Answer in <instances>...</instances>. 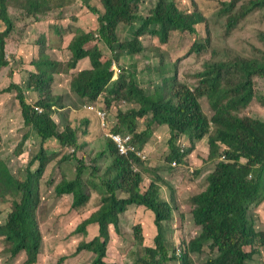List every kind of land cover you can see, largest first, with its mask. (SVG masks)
Masks as SVG:
<instances>
[{"label":"trees","instance_id":"trees-1","mask_svg":"<svg viewBox=\"0 0 264 264\" xmlns=\"http://www.w3.org/2000/svg\"><path fill=\"white\" fill-rule=\"evenodd\" d=\"M85 1L89 3V0ZM137 1L102 0L104 14L89 8L101 24L97 31L88 33L83 29H63L59 32L62 37L60 44L65 40L64 35L74 36L69 45L71 57L66 53L70 58L66 66L68 70L73 69L72 79L67 82L66 78L64 82L68 85L67 91L70 89L84 103L99 102L104 96L107 107H113L114 103L122 100L136 105L120 108L119 124L114 132H123L126 128V134L135 136L136 145L144 153L146 138L153 134V127L166 125L172 153L164 164L161 163L162 169L169 163L172 166L173 160L182 163L184 157L197 147L198 141L207 136L208 155L204 165L195 170L198 178L210 169L203 176L206 178L199 186L200 190L188 195L187 199L177 200L173 193L181 183L174 186L155 170V180L152 178L146 183L144 171L148 170H137L133 165L143 161L135 155H121L116 143L103 135V131L95 137L100 147L96 158L88 163L85 156H80L81 149L86 152L95 143L81 140L80 132L88 133L84 127L93 124L96 112L85 111V120L76 127L69 125L61 129L58 126L53 115L57 108L63 107L65 95L54 96L51 83L60 63L47 56L50 48L53 51L57 48L48 45L43 36L38 42L43 53L33 61L38 73L32 72L30 79L40 94L39 102L35 105L28 103L23 88L15 82L4 90L10 93L18 89L24 122L35 130L41 149L31 157L24 180L0 158L2 168L6 169L0 176V185L5 187L4 199L9 195L13 199L5 223L1 221L5 210L0 208V237H5L10 244L12 258L25 252L27 259L23 264L38 263L43 238L36 210L41 200V181L51 162L44 146L48 140L56 139L62 147L73 148V152L63 160L76 163L77 172L72 180L64 176L56 186L57 195L72 194L73 208L79 212L88 207L93 192L100 198L97 211L76 229V233L89 237V227L97 228V232H91L92 238L85 239L76 251L77 254L94 255L91 264L111 263L108 257L111 229L114 227L120 233L122 215L131 206H138L141 216L136 221L141 224L133 227L135 243L138 248L143 245L146 249L142 258L137 259V264H169L174 261L177 264H258L264 258V232L257 227V220L250 217L249 210L264 199V121L257 117H241L239 112L254 100L264 106V90L257 92L255 89L256 78L264 79V31L257 33L256 45L248 54L217 51L209 22L210 17L224 22L229 35L257 13L264 12V0L221 1L220 8L211 16H206L201 8L184 13L174 0H160L151 15L146 17L132 11L133 8L138 10ZM76 5L66 2L60 8L65 9L64 13ZM54 12L51 0H0V19L4 24H0V29L3 27L0 33V69L10 65L7 46L13 38L18 37L15 42L20 44L27 26L47 21ZM122 24L134 29L133 39L125 43L118 38V28ZM198 27L203 28L204 37L198 32ZM174 33L193 37L190 54L209 55L208 61L203 63V71L197 76L189 81H181L179 74L165 77L154 94H148L140 87L134 80L136 73L130 74L131 83L127 82V74L114 79V61L120 60L125 53L132 56L144 54L147 51L143 42L145 36L157 38L164 46ZM102 43L115 56L113 59H105ZM153 46L155 50L164 51ZM204 97L214 112L211 117L202 109L201 99ZM140 119H146L148 126L141 132ZM180 134L186 135L190 142V148L183 154L177 147ZM165 186L171 190L176 206L167 202L162 191ZM176 209L179 216L175 221L173 211ZM184 222L192 225L194 235L187 241L178 238L179 244L183 245L179 255L176 250H169L166 243L172 237L183 236L181 227ZM206 250L209 254L201 263L193 260V256H201Z\"/></svg>","mask_w":264,"mask_h":264},{"label":"rangeland","instance_id":"rangeland-1","mask_svg":"<svg viewBox=\"0 0 264 264\" xmlns=\"http://www.w3.org/2000/svg\"><path fill=\"white\" fill-rule=\"evenodd\" d=\"M158 1L160 0H138V10L133 8L132 11L137 12L142 17L149 16L154 11V7ZM221 1L230 0H174L180 11L192 13L201 8L204 10L206 16L213 15L220 8L219 4ZM66 2L77 5L74 9L63 13L65 9L60 8V5ZM51 5L52 8L55 7V12L47 21L27 26L26 35L20 44L15 42L18 37L13 38L12 44L10 43L7 46L10 65L0 69V158L6 161L12 172L23 180L26 178L31 157L38 154L41 149V142L35 130L24 122L22 109L17 97L19 94L18 89L15 88L10 93L4 90L15 82V84H19L23 88L28 103L35 105L39 102L41 98L40 94L33 87L30 79L32 72L38 73L37 68L33 65V61L43 53L38 44L43 36L46 37L48 45H54L57 48V51H53L50 48L47 51V56L60 63L58 72L62 70L61 73H56L55 79L51 83V92L54 96H58L59 94L65 95L63 107L57 108V112L53 115V118L61 129L69 125L76 127V125L81 124L85 120V111L96 112L92 120L93 124L84 127L88 130V133L83 134L82 131L80 132L81 140H88L92 143L95 142L97 133L103 131V135L107 136V133L109 134L110 131H115L119 124L117 119L122 106H136L122 100L114 103L113 107H107L104 96L100 98L99 102L84 103V100L79 96L72 94L70 90L67 91L68 85L64 80L67 78L68 80L66 81L71 82L72 79L73 69L68 70L66 65L70 60L69 56L71 57L69 45L74 40V36L64 35L65 40L63 44H60L62 37L59 32L63 31V29H83L88 33L97 31L101 24L98 16L91 13L89 8L96 9L99 14H104L105 8L102 0H89L88 4L85 0H51ZM263 18L264 12L257 13L228 35L224 28V22L221 23L219 19L210 17V33L214 39L213 45L216 47V50L228 52L232 50L240 54L251 52L252 47H254L253 45H256L257 33L264 31ZM0 24L4 25L1 19ZM197 30L202 37L205 36L202 27H198ZM2 32L3 27L0 29V33ZM133 37L134 29L132 27L122 24L118 28V38L121 43L132 40ZM202 37L200 38L202 39ZM193 40V37L190 35L174 33L170 36L167 45L164 44L163 46L157 38L147 35L143 38L147 51L138 56H132L128 53L123 54L120 60L114 61L112 67L114 72L113 77L114 79L120 78L122 74H127V82L131 83L130 74L136 73L134 80L138 81L140 87L144 88L148 94H154L155 89L160 86L162 79L165 77L170 78L174 74L176 76L179 74L181 81L183 79L189 81L203 71V63L209 58L208 54H204L203 56L195 53L190 54ZM153 45L164 49V51L155 50ZM101 49L106 57L105 59H113L115 57L103 43L101 44ZM14 71L16 72L15 75H13ZM57 75L62 80H57ZM63 76H65L64 79ZM255 89L257 92L264 90V79L256 78ZM161 94L164 96V93L161 92ZM86 104L92 105L94 109H88ZM201 104L205 115L211 117L214 112L210 108L206 97L201 99ZM97 110L105 112V117L103 118L102 115H99ZM239 116L257 117L264 121V106L257 100H254L247 108L239 112ZM139 124L140 132L148 127L146 119H140ZM166 128V125H155L153 127V134L146 138L145 142L146 148L144 149L147 158L145 160L141 159L143 161H141L142 164L135 162L133 165L136 166L137 170H148L144 171L146 183L151 181L152 177L155 180V174L153 173V170H155L156 174L164 180L171 182L174 186L178 185L181 181L185 183L190 180L192 184H189V189L193 191L200 186L203 176L210 171L209 169L202 173L200 177L194 179L197 177L195 170L204 163L205 157L208 155V137L205 136L199 140L195 152L187 155L188 164L175 160L176 165L171 166L169 163L166 166L167 168L163 167L162 169L161 163L164 164V161L172 153V149H170L168 144L170 134L166 133ZM123 132L128 133L126 128H123ZM26 137L29 139L26 140ZM134 141L137 142L135 136ZM177 141V147L180 148L183 154L186 148L190 147V142L187 136L182 134L178 135ZM44 148L51 157V162L47 166L41 181V200L36 210L43 238L37 264H91L94 255L77 254L76 251L85 239L92 238L91 232L92 234L97 232V228L95 226L89 227V237L84 236L82 233H76V229L84 220L91 217L97 211L101 204L100 198L96 192H93L88 207L79 212L73 208L74 197L72 194L59 197L56 192V186L64 179V176L70 180L75 179L77 176L76 163L63 160L68 153L73 152V148L62 147L61 143L56 139L48 140ZM99 148V141H97L91 147H88L86 152L84 149H81L80 156H85L88 163H90L91 160L96 158V154L100 150ZM5 170L0 164V176ZM193 181L195 184H193ZM159 184H161V181H159ZM4 192L5 187L1 184L0 208L5 210L1 220L3 223H5L13 203L10 195L4 199ZM263 202L264 199L253 205L249 210V214L250 217L257 220L255 222L258 225L257 227L264 232V218H262L264 211L258 212ZM175 215L177 216L176 211ZM134 217H136V211L132 208L129 215H127V221L121 223L120 233H117L115 228L112 227V239L108 247V257L111 259L110 264H137V259L142 258L145 254V247L142 245L138 248L135 243L133 227L141 223L132 222ZM181 228H183L181 230L183 236L172 237V241L169 240L166 243L169 250H176L179 255L182 253L183 245L179 244L178 238L187 241L194 235L193 227L189 222H184ZM147 244L149 243L147 242ZM208 254L209 251L206 250L201 256H193V260L201 263ZM26 259L27 254L25 252H22L16 258H12L10 244L5 240V237H0V264H23ZM169 264H177V262H169ZM258 264H264V258Z\"/></svg>","mask_w":264,"mask_h":264},{"label":"crops","instance_id":"crops-1","mask_svg":"<svg viewBox=\"0 0 264 264\" xmlns=\"http://www.w3.org/2000/svg\"><path fill=\"white\" fill-rule=\"evenodd\" d=\"M58 79H61L62 80V78H57V80ZM62 87V86H61ZM63 88V87H62ZM70 90V89H69ZM73 94V93H72ZM177 143H178V141H177ZM185 145H186V143H185ZM190 147H187L186 148V150H188ZM196 149V148H195ZM195 149L192 151V152H195ZM186 150H185V152H186ZM184 152V153H185ZM188 155V154H187ZM182 163H185V164H188V161H187V156H185L184 157V159H183V162ZM204 164H202L200 167H202ZM208 166H210V165H206V167H208ZM199 167V168H200ZM204 172H206V171H204ZM203 172V173H204ZM200 177V176H199ZM153 178V177H152ZM205 178L206 177H203V181H205ZM154 179V178H153ZM194 179H196V177L194 178ZM177 181V180H176ZM203 181H202V183H203ZM150 182V181H149ZM149 182H147V183H149ZM179 183H181L180 185H179V187L177 188V192L176 193H173V197L175 198V199H177V200H179V199H182V197L184 198L185 197V199H187L189 196L188 195H193L194 193H196V191H198V190H200V188L199 187H197L196 189H194L193 191L192 190H190L189 189V184H192L191 183V181L189 180V181H187V182H185L184 183V181L182 182H179ZM193 184H195L194 183V181H193ZM200 184V183H199ZM200 186H201V184H200ZM162 191H163V194L165 195V198H166V200H167V202H169V203H171L173 206H176L175 204H174V200H173V197H172V193H171V190L168 188V187H164V189L162 188ZM132 208H134L135 209V211H136V217H134V219H133V221L132 222H136L137 220H139L140 218H141V216L138 214V212H139V208H138V206H131L130 208H129V210L124 214V215H122V222H126L127 221V215H129V213H130V211H131V209ZM264 202L260 205V209L258 210V212H260V211H264ZM175 211L177 212V216L175 215ZM179 216V214H178V211H177V209L176 210H174L173 211V217H174V220L176 221L177 220V217ZM262 218H264V214H263V216H262Z\"/></svg>","mask_w":264,"mask_h":264},{"label":"built area","instance_id":"built-area-1","mask_svg":"<svg viewBox=\"0 0 264 264\" xmlns=\"http://www.w3.org/2000/svg\"><path fill=\"white\" fill-rule=\"evenodd\" d=\"M87 108L91 110L94 109L92 105L91 106L87 105ZM39 110L40 112H43L42 109ZM97 111L99 115H102L103 118L105 117V112H101V110H97ZM107 136L116 143L121 155L124 156L135 155L136 157L142 158L143 160L147 158L144 151L141 150L138 145H136L134 141V135L126 134L125 132L110 131L109 134L107 133ZM172 165H176V161H173Z\"/></svg>","mask_w":264,"mask_h":264},{"label":"clouds","instance_id":"clouds-1","mask_svg":"<svg viewBox=\"0 0 264 264\" xmlns=\"http://www.w3.org/2000/svg\"><path fill=\"white\" fill-rule=\"evenodd\" d=\"M131 156V155H130ZM139 158V157H138ZM140 159H142V158H140ZM143 160V159H142Z\"/></svg>","mask_w":264,"mask_h":264}]
</instances>
